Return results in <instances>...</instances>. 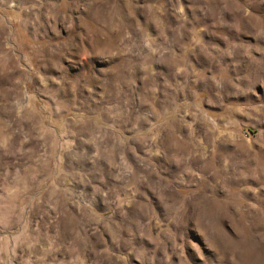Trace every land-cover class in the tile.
Listing matches in <instances>:
<instances>
[{
    "label": "rangeland",
    "instance_id": "obj_1",
    "mask_svg": "<svg viewBox=\"0 0 264 264\" xmlns=\"http://www.w3.org/2000/svg\"><path fill=\"white\" fill-rule=\"evenodd\" d=\"M0 264H264V0H0Z\"/></svg>",
    "mask_w": 264,
    "mask_h": 264
}]
</instances>
